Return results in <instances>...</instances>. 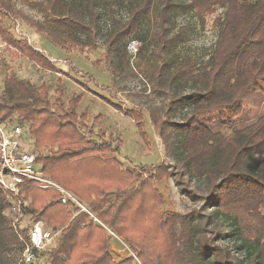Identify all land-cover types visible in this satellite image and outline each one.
<instances>
[{"label":"trees","instance_id":"16d2710c","mask_svg":"<svg viewBox=\"0 0 264 264\" xmlns=\"http://www.w3.org/2000/svg\"><path fill=\"white\" fill-rule=\"evenodd\" d=\"M43 2L44 20L25 15L11 0H0V7L64 50H85L101 42L116 68L128 60L131 37L145 19L154 18L149 77L155 94L170 98L164 107L150 111V119L177 162L172 172L162 162L149 174L136 175L115 155L110 142L85 136L80 122L87 116L75 113L80 98L70 100L66 114H57L50 109L45 84H31L12 72L5 83L9 100L0 101V119L30 124L37 146L57 147L37 156L44 173L88 201L92 211L126 240L140 264H264V135L258 133L264 115L232 135L200 121L215 111L234 118L244 94L264 91V0H131L127 18H113L106 29V5L101 0ZM218 7L226 10L214 18L218 33L208 60L182 57L176 48L187 38L189 26L175 30V18L194 11L204 22ZM0 36L5 48L44 68H56L49 56L28 39L15 37L1 20ZM177 109L184 111L179 119ZM125 114L142 124V112ZM184 174L188 181L195 177L196 183L182 191L200 207L185 214H163L165 197L156 181L175 176L181 185ZM58 195L52 189H26L33 210L54 228L64 227L49 264H136L133 254L115 261L105 228L84 212L72 217ZM6 208L0 190V264H20L13 250L19 254L26 245L8 225Z\"/></svg>","mask_w":264,"mask_h":264},{"label":"rangeland","instance_id":"374dc122","mask_svg":"<svg viewBox=\"0 0 264 264\" xmlns=\"http://www.w3.org/2000/svg\"><path fill=\"white\" fill-rule=\"evenodd\" d=\"M11 1L16 9L22 10L25 15L37 20H44L46 17L47 11L43 0ZM122 1L101 0V3L107 6H104L102 11L104 29L109 28L113 18L121 20L127 18L128 3L131 0H125V5L122 4ZM225 10V7H218L216 13L206 17L204 22L194 11L178 15L175 18V30L186 24L189 29L187 38L178 45L176 51L184 58L205 63L213 51L217 38L218 27L213 23L214 18L215 16L222 17ZM0 20L15 37L28 39L33 46L49 56L56 66L53 70L44 68L37 63L38 61H33L13 49L5 48L0 54V101L9 100L5 83L6 78L12 72L31 84L37 86L45 84L48 90L50 109L57 114H66L70 107V100L80 98L75 107V113L87 116L85 120L80 122L82 124L81 130L89 138L99 142H110L125 167L133 169L136 175L145 172L149 174L155 166L163 162L167 164L169 172L175 171V168H172V166L176 167L177 164L175 155L172 150H166L165 143L159 135V128L150 119V111L155 107H164L170 98L168 94L162 96L155 94L154 83L149 77L148 70L154 62L152 40L157 28L154 18L145 19L139 31L131 37L132 40L137 41V51L131 53L128 50V60H124L122 64L120 62L117 68L114 66L107 46L101 42L97 46L85 50H64L51 42L45 34L39 33L20 16L15 17V15L7 14L1 7ZM263 101V89H252L241 98L242 109L236 117L230 118L226 111H215L200 118V121L215 131L232 135L242 131L244 127L251 125L264 115ZM111 103L122 107V111L115 108ZM126 110L142 112V124L139 125L134 118L125 114ZM175 113L176 118L179 119L184 111L177 109ZM25 126L31 133L29 142L35 154H44L48 150L57 149L56 146H37L36 136L31 132L30 124H25ZM258 133L261 136L264 135V126ZM183 176L185 183L181 185H178L177 179L179 178L175 176H168L156 181V187L165 197V201L161 205L163 214L170 211L185 214L193 208L200 207V202L194 203L182 191L187 187V184L195 185L196 178L192 177V180L188 181L189 175L184 174ZM28 199H30V203L26 207L21 222V232L24 235L20 241H24L25 245L28 241H26V232L31 226V221L41 217L39 212L33 210L32 197H28ZM81 201L106 225L107 229L91 217L89 212H84L96 224L105 228L109 236V251L114 260L120 262L133 254L136 264H140L126 240L92 211L88 201L83 199ZM262 209L264 210V207ZM69 210L75 211L73 207H70ZM5 215L9 219L10 224L8 225H12L16 232L17 230L13 226L7 211H5ZM108 229L112 232H109ZM61 233L62 231L47 247L36 252V258L31 264H49L50 253L57 246ZM22 252L18 254L17 250H13V256H18L20 264Z\"/></svg>","mask_w":264,"mask_h":264},{"label":"built area","instance_id":"2783aa9c","mask_svg":"<svg viewBox=\"0 0 264 264\" xmlns=\"http://www.w3.org/2000/svg\"><path fill=\"white\" fill-rule=\"evenodd\" d=\"M5 43L0 39V54L5 50ZM129 51H137V41L129 43ZM31 133L28 128L16 120L0 119V190L5 197L7 214L12 219L19 237L23 239L22 217L30 199L26 196V189L34 186L39 189H52L58 192L57 200L64 205L73 207L74 213L89 212L91 217L105 226L85 206L79 196L69 190L50 176L44 173L37 154L31 149L29 137ZM29 201V202H28ZM31 226L26 232V246L23 249L21 264H31L36 258V252L47 247L60 233L40 218L31 221ZM98 222V223H99ZM109 230V229H108ZM109 232H112L109 230Z\"/></svg>","mask_w":264,"mask_h":264},{"label":"crops","instance_id":"0c3cea01","mask_svg":"<svg viewBox=\"0 0 264 264\" xmlns=\"http://www.w3.org/2000/svg\"><path fill=\"white\" fill-rule=\"evenodd\" d=\"M264 102V101H263ZM115 155L117 156V153H115ZM117 157H119V156H117ZM121 162L123 163V161L121 160ZM81 198V197H80ZM82 199V198H81ZM70 208V207H69ZM76 214H78V213H73V216L72 217H74ZM47 223H48V225L50 226V227H52V228H54L55 226L54 225H52L51 223H49L47 220H45ZM95 223V222H94ZM96 224V223H95ZM98 225V224H97ZM104 226V225H103ZM106 229H107V227H106V225L104 226ZM54 229H56V230H59L60 232L61 231H63V229H64V227H56V228H54Z\"/></svg>","mask_w":264,"mask_h":264}]
</instances>
